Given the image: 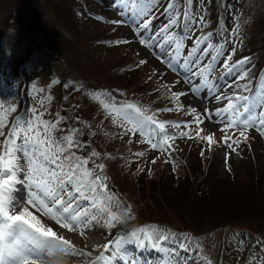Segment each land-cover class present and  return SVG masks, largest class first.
<instances>
[{
	"label": "rangeland",
	"instance_id": "rangeland-1",
	"mask_svg": "<svg viewBox=\"0 0 264 264\" xmlns=\"http://www.w3.org/2000/svg\"><path fill=\"white\" fill-rule=\"evenodd\" d=\"M72 1L0 0V120H3V123L6 122L5 117H7L8 112L18 114L17 117L15 116L16 121L18 117L23 118L27 114H32L33 110H35L41 120L56 125L55 128L51 129V134L56 140L72 134L67 132L68 126L70 124L76 125L78 131L74 134V141H79L80 147L73 146L69 149V152L83 157L85 156L83 152L84 147L88 143L91 144L92 137L86 141H82L85 125L79 126L75 124L83 119L79 112L80 106L78 101L82 97L86 99L87 96L91 103L96 102L99 104L97 107H91L95 109V112H98V110L104 111L105 116L102 119L100 118V114L94 113L97 117L86 121L90 126H95L94 132L100 130L98 134L100 144L102 147L107 148L106 140L108 136L106 131H104L106 129L104 125L107 123L111 124L110 120L115 113L113 112L110 115L108 113L111 111L113 104H109L110 107L105 108L104 105H106L107 99L104 100L101 96L97 97L94 93H90L87 87L90 85L102 87L106 85H125L127 88L135 89L132 96L138 98L136 100L141 102V106L136 101H132L131 104L139 107L141 111L142 108L145 111L149 110L148 106L142 103V99H157L159 110L171 109L170 111L158 110L159 113L155 115V118L159 119V122H168L165 125V130L175 129V133H167L170 137H175V139H170L167 142L168 146H165L163 150L154 149L151 147V144L158 143L160 137L153 133L151 140L149 139V133H152L153 126H146L143 130V135L140 131H137L134 134L130 133L131 137L128 138L125 135V131L131 128L132 125L127 121L121 124L117 123L115 147L112 148L113 161L117 163V166L113 167L112 165L114 164L110 165L113 173L111 177V185L113 187H116L117 184L119 186L126 185L128 173L125 171L131 168L132 164H135L136 161V155L133 159V154L119 150L123 147L125 139H128L130 140L128 143L131 144V148L141 146L143 150L142 154L148 164L159 161L158 159L163 161L165 166L159 164L161 167H158L160 171L157 169V172L160 174V177L154 179V182L160 181L166 190H171V185H177V181L170 180L166 176L168 170H174L177 174L172 171V175L176 178L182 173L184 164L188 162L190 164L193 163L197 168L203 167L201 161L197 158L193 160V156L191 155L198 157L205 156L203 158L213 160L209 169L211 174L217 175L219 179L217 190L214 191L216 183L212 187V191L215 193L214 196L211 195L212 202H215V198L223 197H232L233 201H236L242 195V188H244L251 203L263 202V204L254 203V208L263 207L264 198L259 194V198H255L253 194L257 192V186H260L258 190L264 191V134H261L255 127L247 129L232 127L228 128L227 131H222L225 128L223 118L215 116L214 112L211 119L204 118L203 110L209 109L211 111L225 107L228 101L215 99L214 96H231L238 90L243 89L245 83L249 84L246 80L237 79L239 71L235 70L236 73L232 72L228 74L220 65L232 50L233 44L235 45L236 53L245 38L246 43L250 42L253 48L264 46V0H259L260 6L258 9L260 10V15H258L256 27L248 31L244 30L243 35L240 37H237L238 35L234 31L238 25L237 16L233 13L235 8L231 11L228 10L231 7L229 3L235 4L238 0H227L228 3L223 5V10H219L222 14L218 17L213 14V10L215 9L210 6L209 0H193L188 11L190 15L197 17L202 15L204 17L206 23L203 25V33H214V40H218L220 43H224L225 38L231 36L232 43L225 44L224 55L218 57L217 61L212 63L214 70L206 74L210 90H204V84L199 83V81L203 80V77H200L197 82L199 83L201 92L196 94L189 92L188 95L181 96L178 100L173 98V93L186 92L190 88V85L184 82V72L173 71L164 63H161L153 49L139 43L140 37L134 36L133 30L130 27L112 22L122 18L114 7V0H83L88 4V7L92 5L95 13L94 16L97 15V18L102 20V22L95 19L92 20L86 17V15H81L80 21V15L75 12V6H72L73 10L70 8L71 5H74ZM185 1L187 2V0ZM185 1L181 0V3L177 4V7L181 8ZM255 5V0H249V7H255ZM163 6L161 4L160 7L153 10L152 15L154 19L151 28L149 31L142 33L145 39L151 32L160 29L167 22L168 16L163 14ZM123 19H127V17H123ZM5 22L7 26H4ZM192 26L191 24L189 25V27ZM212 27L214 28L212 29ZM109 29L113 32L115 42L109 41L106 38ZM185 32H187V29H185ZM199 35H201V29L199 26H196L193 39ZM125 40L128 42L125 43ZM27 41H34L35 44L30 46ZM117 42L121 44L119 48L123 50L120 54L118 53L120 49H116L118 47ZM29 50L34 52L27 62L25 56ZM186 52L187 47L185 54ZM212 54L215 53H210V55ZM243 55L249 58V51H244ZM101 59L108 60L112 66H109L106 71L102 70L99 67ZM142 59L146 60L147 63L141 65L140 60ZM202 60L208 61L209 57H202ZM12 62L24 71L23 75L17 78L10 75L9 65ZM38 62L39 65H37ZM118 65L121 68L114 70ZM250 68L253 69V66ZM58 72L65 76L62 80L58 78ZM177 80H179V83H176ZM65 81L72 90H75V93L63 85ZM104 93L109 98L110 93ZM170 100L171 103H167ZM56 102L65 103L67 105L66 110L59 111ZM7 105H10L12 109H6L5 106ZM21 105H24L22 111L20 110ZM189 106L195 108L196 113H192ZM85 109L89 110L87 106ZM198 114L203 122L198 123V125H191L192 122L189 119L197 120ZM182 115H190V117L188 119ZM177 123L180 124L179 127L175 126ZM6 125L7 123L0 129V132H3V135H0V144L3 143L12 127ZM209 131L226 132L227 134H231L235 140L231 144V147L225 146V142L222 143L219 140L216 143V150L211 151L206 145L208 141L203 139V137L209 136ZM241 131L245 133L246 138L240 136ZM181 133H186V135L182 136ZM194 136H196V143L192 145L193 148H185L186 145L192 143ZM225 138L232 139L231 136L224 135L222 140L224 141ZM177 140L178 142L176 143ZM211 144H213V141ZM93 146L96 149L98 147L97 145ZM172 149L176 151V155L171 153ZM186 149L191 150L190 153L192 154L189 153L190 155H187ZM220 149H224L225 153L221 152ZM91 151L92 148L87 154L89 157ZM179 153L181 156L177 155ZM223 153L227 155L224 164L221 162V155ZM65 154L67 155V153ZM235 157H237V160ZM130 161L133 163L129 166ZM96 163L95 157H90L87 167L93 170V179L99 170L95 167ZM207 167L208 165L204 166L205 170ZM227 167L232 169L231 173L224 172ZM147 173L150 174L151 170L148 169ZM238 177L241 182H239ZM248 178L249 184H245ZM20 179L24 181L22 177ZM142 181L141 188L148 189L150 183L147 181V178ZM221 183H224V187L220 188ZM226 183L233 186L232 189ZM25 185L26 190L30 191L29 184L25 182ZM108 186L107 193L109 195L111 189ZM128 193H130L129 197L133 200H130L131 203H128L129 208L127 209H119L118 205L122 204V200L119 197L116 198V196H112L113 199L110 204L101 203V207L107 208L105 217L101 218L99 223L92 222L89 227H86L95 232L100 242L96 243L95 241H89L85 236L82 237V244L78 246L83 247L79 251L90 253V255L79 254L78 259L80 264L91 263L101 252L100 244L102 242L110 243L116 240H123L128 234L137 232L139 229H145L149 233H152L154 230H163L164 234L168 236L167 241L176 244L178 233L173 234L169 226L164 223L139 226L130 232L120 231L118 226L122 223V217L130 215V204L137 210H132V215L135 218L131 216V221L124 226L126 230L141 223L143 220H153V217L157 216V213H160L162 210L166 211V209H162L160 206L154 208L151 202H148L150 200L143 198L141 193L137 192L135 188L128 190ZM24 199L19 197V201H23ZM167 200L170 201V197H167ZM144 201H147L148 204ZM164 201L162 200V202ZM24 207H28L29 211L41 221L46 229L55 226V222H51L47 217L40 214L41 210L26 203L15 209V213L19 214ZM194 211L195 215L200 216L199 209L197 211L194 208ZM257 212L262 214L259 216L263 220L260 221L256 228L250 225L249 228L262 231L264 230V211ZM108 213L116 217L111 224L107 221ZM165 214L167 213L165 212ZM215 214L219 215L218 212ZM175 223L174 226L178 225L176 221ZM82 230L83 228L81 227ZM214 232L204 234L202 242L200 239L195 241V238L191 237L192 239L187 246L190 248V253L196 252V255L199 254L200 259L206 264H217L218 258L223 257L224 261H218V264H264V236H259L247 230L242 224L219 230V235ZM227 232L229 233L227 234ZM122 235L126 237H121ZM184 238L182 237V239ZM241 240L244 242L242 246L239 244ZM182 241L185 242V240ZM87 245H94L96 250L88 252ZM210 251L216 259L210 258L208 254ZM196 258L198 259L197 256ZM201 260L198 263L204 264ZM72 264H75V262Z\"/></svg>",
	"mask_w": 264,
	"mask_h": 264
},
{
	"label": "snow or ice",
	"instance_id": "snow-or-ice-1",
	"mask_svg": "<svg viewBox=\"0 0 264 264\" xmlns=\"http://www.w3.org/2000/svg\"><path fill=\"white\" fill-rule=\"evenodd\" d=\"M162 2L163 14L168 16V20L145 39L142 33L150 30L154 19L153 10L160 7ZM192 3L193 0H187L188 8ZM114 7L122 18L112 21L113 23L130 27L134 36L140 37L139 43L153 49L161 63L173 71L184 72V82L189 84L190 88L186 92L173 93L174 99L178 100L189 92L193 94L201 92L199 83L204 84L205 91L210 90L206 74L214 70L212 63L224 55L225 44L232 43L231 36L226 37L224 43H220L214 40V33H203V25L206 23L204 17L190 15L188 8L182 6L178 8L176 0H114ZM190 24L193 26L189 27ZM196 26L201 29V35L193 39ZM235 50L233 44L232 50L220 65L228 74L249 62L248 58H242L235 63H230ZM213 52L215 54L210 55ZM202 57H209V60L204 61ZM145 63H147L146 60H140L141 65ZM200 77H203V80L198 83ZM247 77L248 71L244 68L237 79L246 80ZM176 83H179V80ZM244 93H251V95ZM214 98L227 100L228 103L225 107L215 110L204 109L203 117L211 119L213 112L215 116L222 117L225 122V128L222 131L232 127L245 129L255 127L264 134V85L260 86L259 91H254L250 84L245 83L243 89L231 96H214ZM104 107L110 106L106 104ZM189 108L192 113H196L195 108L191 106ZM113 112L121 120L132 125L127 129L126 134L140 131L143 135L146 126H153L149 139L151 140L153 133L160 137L158 143L151 144L154 149L163 150L165 146H168L167 142L170 139H175L165 131V125L168 122H157L152 116H145L134 104L126 103L119 107L112 105L110 114ZM196 122H203L199 114ZM55 126L41 120L33 110L32 114L16 119L3 143L0 144V264H36L37 260L53 258L50 250L56 247L62 248L65 255L76 254L78 251L70 241L57 236L51 228L46 229L28 207H24L19 214H15V209L21 207L23 203L38 208L45 215L55 219L63 228L71 230L73 227H89L92 222L99 223L107 212V208L100 206L101 203L110 204L113 199L112 196L107 195V178L102 174L104 165H95L101 172L95 175L94 179L92 178L93 170L87 167L90 157L98 158L99 153L91 151L90 157L87 154L81 157L69 152L73 146L80 147V142L74 141V134L78 130L71 128L69 131L72 134L56 140L51 134V129ZM175 126L179 127L180 124L177 123ZM3 127V120H0V129ZM0 135H3V132H0ZM181 135L185 136L186 133ZM240 136L245 137V133L241 131ZM203 139L209 144L213 141L211 135ZM224 142L228 144V138H225ZM228 146L231 147V144ZM18 176L22 177L31 189L26 190L23 201L16 200L14 196V186L19 183ZM115 219L113 214L108 213L109 224ZM138 232L142 235L134 232L130 237L113 241L103 247L107 249L114 245L113 251L123 252L124 244L132 243L143 248L151 242L153 250H163L161 242L168 239L163 230H154L149 233L145 229H139ZM243 243V240L239 241L241 246ZM181 249L188 250L185 243L178 240L176 248L168 251L170 257L168 264H181L179 259ZM79 254L90 255L87 252ZM103 259L104 257L100 256L93 261V264H99V260ZM120 259L121 264H137L135 258L126 255L121 256Z\"/></svg>",
	"mask_w": 264,
	"mask_h": 264
},
{
	"label": "trees",
	"instance_id": "trees-1",
	"mask_svg": "<svg viewBox=\"0 0 264 264\" xmlns=\"http://www.w3.org/2000/svg\"><path fill=\"white\" fill-rule=\"evenodd\" d=\"M209 1L212 3L211 5L212 8L215 9L213 10L214 11L213 14H215L217 17L222 14L221 12H219V10H223V5L225 3H228L227 0H209ZM72 2H74L73 3L74 5L70 6L71 10H73L72 6H75V12L77 14L83 15L85 9L87 8V4L83 0H73ZM259 2H260L259 0H255V4H256L255 7H249V0H238L235 4L229 3L231 7L228 10L231 11L233 8H235L233 13L236 14L238 19V25H237L238 30L244 32V30L248 31L256 27V23L258 22V18H259L258 15H260V10L258 9L260 6ZM176 3L180 4L181 0H176ZM162 5H164L163 2ZM112 33L113 32L111 31V29H109L106 38L109 41L112 40L115 42ZM242 42L245 43L246 38ZM250 44H251L250 42L246 43L243 52L248 50L251 59L257 62L259 59L264 57V46L253 48V46H251L252 44L251 45ZM117 46L118 47H116V49L117 48L120 49L118 53L119 54L122 53L123 50L119 48L121 44L118 43ZM99 64H101L99 65V67L102 68V70L104 71H106V69H108L109 66H112L110 62L106 59H101L99 61ZM116 68L119 69L121 68V66L119 65L116 66L114 70H116ZM106 86L109 89L111 88L114 91L124 94V96L129 95V97L134 98L135 100V97L132 96L135 90L133 88L132 89L127 88L125 85L123 86L106 85ZM145 104L147 105L146 102ZM94 113L95 111L92 109L89 110H86L85 108L80 109L81 118L85 120H90L92 118L97 117L94 115ZM100 118L102 119L101 116ZM86 124L89 133L90 134L94 133L95 126H90L87 121ZM209 167L211 168V165L208 166L207 169L205 170L204 167L197 168L192 163L189 165V168H186L184 172L178 175L176 178L173 175L167 173L166 176L170 180L177 181V185H171V190L169 189L166 190L160 181L154 182V179L160 177V174L157 172V170L153 173L152 176H150L151 177L150 178L149 175L146 173V169H144L143 172H139L138 169L131 171L130 173L127 174L128 179L126 185L119 186L117 184V186L120 192L123 195H125L126 198L129 200H133V199L129 197L130 193H128V190H132L133 188H135L137 192L141 193V196H143V198H148V200H150L148 202H151L154 208L156 207L158 208L160 206L162 207V209L163 208L166 209L165 212L167 214H165V212L162 210L160 213H157V216H154L153 219L166 220L169 221V223L172 225H175L176 224L175 221H176L178 224L176 225V227L178 229H184V230L191 229L197 231L198 233H203L219 226H223L226 224H235L240 222L248 225V227L250 225L253 228H256L257 225L260 223V221L263 220L262 217L259 216L262 214H259L257 211H264V206L260 208H254L253 204L254 203L263 204V202L258 201L251 203V201L249 200V196L246 194L244 188H242V195H240L239 199H236V201H233L234 199H232V197H223V198H215V202H212L211 200L213 199L211 198V195L214 196L215 194L212 191V187L216 183L214 191L217 190V185H219L218 182L219 179L217 178V175L211 174ZM154 169H158V168L155 167ZM112 176L113 173L111 174V177ZM146 178L147 181L150 183L148 189H145L143 187L141 188V184L143 183L142 180ZM238 180L239 182H241L239 177ZM226 184H228L229 187L232 189L233 186H231L229 183ZM245 184H249V178L245 181ZM223 185L224 183H221L220 188L224 187ZM257 187H256L257 192L253 194V197L259 198L258 197L259 194L262 198H264V191L258 190L260 186ZM167 197H170V201L167 200ZM162 200L165 201L162 202ZM144 202L147 203V201ZM194 208H196L197 211L199 209L198 212L200 216L195 215ZM216 212L219 213L218 216L215 214ZM177 213H179V215L176 216Z\"/></svg>",
	"mask_w": 264,
	"mask_h": 264
},
{
	"label": "bare ground",
	"instance_id": "bare-ground-1",
	"mask_svg": "<svg viewBox=\"0 0 264 264\" xmlns=\"http://www.w3.org/2000/svg\"><path fill=\"white\" fill-rule=\"evenodd\" d=\"M244 56L246 57V55ZM17 179L19 180V183H17L14 186V196L17 194L23 197L24 194L22 192V189L25 188V184L20 179L19 176L17 177ZM53 221L55 222L54 223L55 226L51 227V229L57 234V236L64 237L65 239L70 241L71 244L78 250L76 254H71V253L67 255L64 254V262H63L64 264H72L73 262H75V264H80L78 255L80 253L79 250H81L83 246H78V245L82 244L83 236H85L90 241H95L96 243L100 242L99 237L96 236L95 232H93L92 230H88L87 228L85 230V227H82L83 228L82 231H81V227H73L71 230H69L67 228H63L61 224L56 222L55 219H53ZM83 231L84 233H82ZM131 234H129L127 237H130ZM137 234L142 235V233H139L138 231ZM164 244H166V241L161 242V245ZM100 246H101V252L93 260L96 261L98 257L103 256L104 259L99 260V264H121L120 257L123 255H126L127 257L130 258H135L137 264H144V262H147V264H168L170 260V257L168 255V251L170 249L161 246V248L163 249L162 251H155L151 246V242H148L147 246L143 248L138 247L132 243L124 244L122 245L123 252H119V250L113 251V248L115 247L114 245L107 249L103 247L102 243L100 244ZM172 248H175V246H172L171 249ZM187 249H188L187 251L182 249L179 251V259L181 264H199L198 261L200 260L196 258L197 256L196 253L193 252L190 253V248L187 247ZM87 250L88 252H93L96 250V248L94 245H87ZM52 259L53 258H45L44 260H37L36 264H51ZM93 261L89 264H93ZM81 264H88V263H81Z\"/></svg>",
	"mask_w": 264,
	"mask_h": 264
},
{
	"label": "clouds",
	"instance_id": "clouds-1",
	"mask_svg": "<svg viewBox=\"0 0 264 264\" xmlns=\"http://www.w3.org/2000/svg\"><path fill=\"white\" fill-rule=\"evenodd\" d=\"M50 254L53 259L51 264H63L64 262V250L62 248L56 247L50 250Z\"/></svg>",
	"mask_w": 264,
	"mask_h": 264
},
{
	"label": "water",
	"instance_id": "water-1",
	"mask_svg": "<svg viewBox=\"0 0 264 264\" xmlns=\"http://www.w3.org/2000/svg\"><path fill=\"white\" fill-rule=\"evenodd\" d=\"M86 150H88V149H86Z\"/></svg>",
	"mask_w": 264,
	"mask_h": 264
}]
</instances>
